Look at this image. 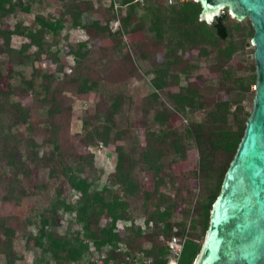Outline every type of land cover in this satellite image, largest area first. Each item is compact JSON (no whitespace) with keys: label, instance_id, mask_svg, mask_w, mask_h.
Here are the masks:
<instances>
[{"label":"trees","instance_id":"1","mask_svg":"<svg viewBox=\"0 0 264 264\" xmlns=\"http://www.w3.org/2000/svg\"><path fill=\"white\" fill-rule=\"evenodd\" d=\"M20 1L0 0V21L13 14L17 5L29 12V3ZM115 2L119 3L117 8ZM64 3L73 28L78 27L82 34L91 28L97 35L107 36L116 57L125 63L126 77H139L148 87L140 102L107 88L111 100L106 110L94 116L85 114L81 124L82 142L90 148L107 147L112 140L125 138L126 146L116 147L111 183L125 196L141 197L143 214L133 217L118 202V195L110 193L108 184L100 189L95 185L90 175L95 169L94 152L83 155L66 148L61 130H67V123L63 126L62 121L70 107L63 109L58 97L62 77L46 68L35 72V62L45 57L60 68L72 64L75 73L68 82L76 84L80 94L95 90L100 82L77 70L90 55L87 40L72 39L65 45V55L71 59L62 60V47L53 50L44 37L48 33L59 35L64 20H52L42 14H36L30 23L17 20L10 28L0 25V52L5 54V58H0V78L6 76L8 86L0 88V170L9 175L0 199L19 203L35 189H42V185L34 183L31 188L24 182L33 169H47L51 177L65 178L73 200L58 196L51 216L42 214L30 222L44 256L57 264H94L92 258L104 254V264H128L132 251L142 249L152 257L153 264H168L171 254L166 241L176 235L186 237L177 264H193L203 247L201 238L206 235L213 202L242 139L234 132L235 123L246 125L252 112L241 100L226 97L233 90L249 92L256 84L251 22L250 27L245 21L232 19L224 8L207 24L200 18L202 7L196 0H164L161 4L147 0ZM97 5L101 6L102 18L96 16ZM113 21L117 27L107 31ZM137 29L144 32V40L133 45L124 41V30ZM14 36L27 41L14 47ZM147 42L152 44V51L145 49ZM192 47L197 48V55L193 62L184 63V54ZM160 48L163 56L158 60ZM201 59L210 60L208 68L218 76L206 78L198 85L188 78ZM242 60L247 65L240 70L237 65ZM7 62L11 63L9 70ZM22 66L31 67L29 78L20 69ZM36 78H40L38 84ZM173 85L178 87L176 91L171 89ZM36 88L42 90L38 115L45 120L41 140L32 134L34 125L28 120V109L14 99L16 91L34 92ZM124 99L133 114L142 112L139 117L144 126V143L133 125L121 132L116 127L115 116ZM175 112L185 120L181 125L173 126L169 120ZM21 125L28 129L23 138L16 135ZM44 146H48V152L42 154ZM191 148L198 153L197 168L175 172L173 164L186 160ZM70 159L76 165L70 164ZM135 170L152 172V191L140 187ZM191 179L196 180V188L190 187ZM178 204L185 205L182 221L172 218ZM57 216L64 223L65 232L60 231ZM119 224L124 228L123 236L119 234ZM0 231L6 243L1 264H19L13 250L15 228L0 217ZM144 238L150 243L148 247L142 244Z\"/></svg>","mask_w":264,"mask_h":264},{"label":"rangeland","instance_id":"2","mask_svg":"<svg viewBox=\"0 0 264 264\" xmlns=\"http://www.w3.org/2000/svg\"><path fill=\"white\" fill-rule=\"evenodd\" d=\"M154 4H161L164 0H147ZM22 3H29L30 11L23 12L19 5H17L16 10L13 14L8 17L3 18L0 21V25L3 28H10L13 26L14 22L17 20H23L25 23H30L34 20L36 14H42L47 18L54 20L55 18H62L63 29L60 31L59 35L53 36L51 34H46L44 39L47 44H50L52 49H57V47H62L60 51V57L62 60L71 59L70 56L65 55V45L72 41V39H86L87 46L90 48V55L83 62L82 65L77 67V70L83 72L92 79H98L99 86L87 93H77L76 84L69 83V77L75 73L72 64L66 63L64 67H58L56 63H50L45 57H41L35 62V72L40 68H46L49 72L59 73L61 75V80L58 84V97L61 100V105L63 109L66 110L67 106L70 110L63 114V126L67 123V130L62 129L61 134L63 140L70 152L74 150L79 154H89L94 152V164L95 169L90 173L94 179L95 185L100 189L103 185H109L111 194L118 195V202L128 209L132 216L143 214V199L141 197H129L125 196L117 185H113L112 174L116 163V147L118 145L126 146L125 138L112 140L107 147L102 145H96L92 148L87 147L82 142L81 134V124L85 114L88 115H98L102 114L107 105L110 103L111 99H108L107 88H114L122 92L127 96L132 97L136 102H140V99L147 92V85L143 79L139 77H126L125 74V63H122L119 58L116 57V51L114 50L113 43L111 40L104 35H97L91 28H86V33L82 34L79 29H74L72 26V21L70 15L66 14L65 0H21ZM96 3V1H94ZM18 3V0H15ZM84 3H82L81 8H83ZM96 16L103 17L104 14L101 12V6L97 5ZM105 8V7H104ZM227 9V8H226ZM228 10V9H227ZM221 11H218L219 14ZM229 13V11H228ZM230 14V13H229ZM231 18L238 21H245L248 26H250V21L248 19H237L230 14ZM210 24L211 21H206ZM118 23L116 21L110 22L107 25V31L113 30L117 27ZM251 27V26H250ZM123 38L129 44H134L137 41L144 40V32L140 29L135 31L124 30ZM2 38H0V47L2 44ZM27 41L26 38L20 36H14L11 44L14 47H18L22 42ZM252 44V43H251ZM254 47V46H253ZM64 49V50H63ZM147 51H152L153 46L150 42L145 45ZM125 50V49H124ZM197 48L192 47L186 50L184 54V63L193 62L195 56L197 55ZM163 56V48L157 51V59L161 60ZM248 56V55H247ZM0 58H5V54L0 52ZM249 58V57H248ZM211 62L207 59H201L198 61V66L192 73L188 81L194 84H202L203 80L206 78H214L218 76V73L211 72L208 68V64ZM235 63V60H234ZM245 61L242 60L237 66L242 70L246 67ZM11 68V63L7 62L6 70ZM23 70L25 77L29 78L31 73L30 66L20 67ZM146 75V73L141 74V76ZM36 84L39 83L40 78H36ZM0 88L7 89V78L3 76L0 78ZM254 88L255 84L251 86V91L241 92L233 90L226 97L231 99H239L245 105L247 109H252L253 99H254ZM173 91L178 89L177 86H171ZM42 93V90L35 89L34 92L27 91H16L14 93V99L18 100L28 109V120L34 125L33 136L37 137L38 140L43 138V125L45 120L40 118L38 115V110L40 103L38 97ZM42 96V95H41ZM139 106V105H138ZM142 112L133 114L128 101L122 102L119 112L116 114V127L121 132L125 130L127 126L133 125L134 128L138 129L141 137V141L145 142L144 137V126L140 119ZM140 116V117H139ZM173 126L181 125L185 120L177 112L171 114L169 118ZM93 123L96 119H92ZM245 129L243 123H235L234 132L242 136ZM17 136L23 138L28 134V129L26 125H21L19 129L17 128ZM73 148V149H72ZM48 146H44L41 153H47ZM70 164L76 165L73 159H70ZM198 164V153L195 148H191L187 153V159L179 161L173 164V169L175 172L179 173L182 171H188L197 168ZM135 176L140 183V187L146 190H153L154 179L151 171H138L135 170ZM9 175L0 170V195L4 192L6 181ZM27 186L33 187V184L42 185V189H35L34 193L30 196L23 198L19 203H14L13 201H3L0 199V217L5 219V221L11 225L16 230V236L14 237V253L17 256V263L19 264H57L55 261L51 260L49 256L43 255L39 243L35 239V227L30 223L35 221L36 218L43 215L51 216L52 208L54 204L57 203V198L64 199L66 201L72 202V195L70 194L69 185L64 177H51L48 175V170L44 169L39 171L38 169H33L30 178L24 182ZM197 183L195 179H191L190 187L196 188ZM60 194V195H59ZM184 204H178L175 208L173 220L182 221L184 220ZM55 208V207H54ZM148 218V217H147ZM59 229L61 232H65V225L59 216L56 217ZM189 222L187 220V227ZM121 231L123 230L120 227ZM26 235V236H23ZM205 235L202 236L201 240H204ZM144 247H148L150 243L144 238L142 240ZM6 249V243L4 241V236L0 231V264L3 261V251Z\"/></svg>","mask_w":264,"mask_h":264},{"label":"water","instance_id":"3","mask_svg":"<svg viewBox=\"0 0 264 264\" xmlns=\"http://www.w3.org/2000/svg\"><path fill=\"white\" fill-rule=\"evenodd\" d=\"M211 21L227 8L253 28L256 84L252 112L213 202L196 264H264V0H196Z\"/></svg>","mask_w":264,"mask_h":264},{"label":"built area","instance_id":"4","mask_svg":"<svg viewBox=\"0 0 264 264\" xmlns=\"http://www.w3.org/2000/svg\"><path fill=\"white\" fill-rule=\"evenodd\" d=\"M171 3L173 0H167ZM182 1V0H181ZM119 6L118 2L114 3V7L117 8ZM120 227L123 228L122 224H119L118 231L121 236L124 235V228L121 231ZM186 237L185 236H172L166 241V246L171 254L170 260L168 264H177L178 258L181 254L184 242ZM133 257L129 259L128 264H153V259L151 256H148L144 250H133ZM199 256V255H198ZM198 256L193 261V264L197 263ZM104 257L105 255L102 254L101 256H96L92 258L94 264H104Z\"/></svg>","mask_w":264,"mask_h":264}]
</instances>
